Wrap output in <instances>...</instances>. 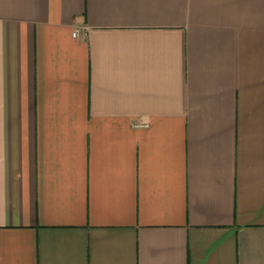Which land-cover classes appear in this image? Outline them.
<instances>
[{
	"label": "crops",
	"instance_id": "0c3cea01",
	"mask_svg": "<svg viewBox=\"0 0 264 264\" xmlns=\"http://www.w3.org/2000/svg\"><path fill=\"white\" fill-rule=\"evenodd\" d=\"M0 264H264V0H0Z\"/></svg>",
	"mask_w": 264,
	"mask_h": 264
},
{
	"label": "built area",
	"instance_id": "2783aa9c",
	"mask_svg": "<svg viewBox=\"0 0 264 264\" xmlns=\"http://www.w3.org/2000/svg\"><path fill=\"white\" fill-rule=\"evenodd\" d=\"M78 35H79V29L77 28V29H75L74 32L72 33V36H73L74 38H76V37H78Z\"/></svg>",
	"mask_w": 264,
	"mask_h": 264
}]
</instances>
